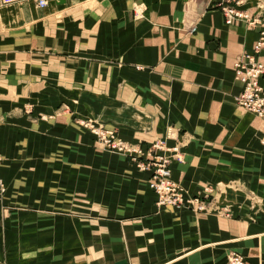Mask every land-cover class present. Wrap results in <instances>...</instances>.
<instances>
[{
	"label": "crops",
	"instance_id": "1",
	"mask_svg": "<svg viewBox=\"0 0 264 264\" xmlns=\"http://www.w3.org/2000/svg\"><path fill=\"white\" fill-rule=\"evenodd\" d=\"M257 37L213 0L0 4V264H264V118L237 105L233 68ZM88 120L178 146L171 177L205 209H159Z\"/></svg>",
	"mask_w": 264,
	"mask_h": 264
},
{
	"label": "built area",
	"instance_id": "2",
	"mask_svg": "<svg viewBox=\"0 0 264 264\" xmlns=\"http://www.w3.org/2000/svg\"><path fill=\"white\" fill-rule=\"evenodd\" d=\"M25 0H0L2 4ZM37 8L46 7L49 0H31ZM244 0H213L223 14L226 24L235 21L245 22L249 27L258 28V37L255 40L254 50L245 52L236 58L233 68L235 79L242 85L239 93L234 95L237 105L245 110H250L260 118H264V87L259 84L264 75V63L256 56L264 48V15L260 10L264 9V0H257L256 7L259 12L251 15L246 9H241ZM142 5L134 8V16L143 18ZM139 15V16H137ZM189 29L195 31V26L190 24ZM88 126V127H87ZM87 128L95 135V139L101 147L113 151H120L124 156L134 162L140 171L148 172V187L156 194L155 204L159 209L174 207L178 209H190L201 211L205 209V203L199 196L185 197V191L181 185L172 179L170 164L173 160L182 161V155L178 146L167 151L163 140L151 143L150 147L143 151L138 145L123 141L115 131L93 122L87 123ZM167 151V152H166ZM2 156L0 154V165ZM7 185L0 177V200L3 199ZM227 264H253L244 258L240 252L232 251L227 257Z\"/></svg>",
	"mask_w": 264,
	"mask_h": 264
},
{
	"label": "rangeland",
	"instance_id": "3",
	"mask_svg": "<svg viewBox=\"0 0 264 264\" xmlns=\"http://www.w3.org/2000/svg\"><path fill=\"white\" fill-rule=\"evenodd\" d=\"M20 2V1H19ZM13 3H18V2H11V3H9V4H2V3H0V4H2V5H11V4H13ZM139 5H142L141 6V9H143V15H144V12H145V7H144V5L143 4H135V6H134V8H136V10H138V7L137 6H139ZM137 16H139V15H137ZM140 17V16H139ZM41 117H45V116H43V115H40ZM47 117V116H46ZM34 118H36V117H34ZM93 122V123H96V124H98V125H102V126H104V124H103V122L101 123L100 121H94V120H88V121H86V122H83V126L84 127H86L87 126V123L88 122ZM88 127V126H87ZM86 127V128H87ZM89 128H87V130H88ZM90 130V129H89ZM94 145H95V147H97V148H99V149H101V150H110V149H108V148H105V147H101L99 144H98V142L96 141V139H95V141H94ZM134 163V162H133ZM134 165H135V163H134ZM136 166V165H135ZM136 168L138 169V167L136 166ZM139 170V169H138ZM140 171V170H139ZM143 172V171H142Z\"/></svg>",
	"mask_w": 264,
	"mask_h": 264
}]
</instances>
